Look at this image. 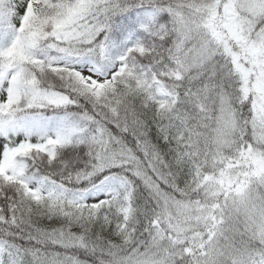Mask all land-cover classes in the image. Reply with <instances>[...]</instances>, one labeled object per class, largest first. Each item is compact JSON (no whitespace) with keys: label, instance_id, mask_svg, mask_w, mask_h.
I'll return each mask as SVG.
<instances>
[{"label":"snow or ice","instance_id":"snow-or-ice-1","mask_svg":"<svg viewBox=\"0 0 264 264\" xmlns=\"http://www.w3.org/2000/svg\"><path fill=\"white\" fill-rule=\"evenodd\" d=\"M0 264H264V0H0Z\"/></svg>","mask_w":264,"mask_h":264}]
</instances>
